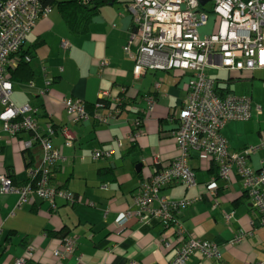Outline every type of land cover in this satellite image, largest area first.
<instances>
[{
    "label": "crops",
    "instance_id": "obj_1",
    "mask_svg": "<svg viewBox=\"0 0 264 264\" xmlns=\"http://www.w3.org/2000/svg\"><path fill=\"white\" fill-rule=\"evenodd\" d=\"M128 7L105 6L83 35L73 34L58 9H52L38 21L23 46L22 52L32 61L28 67L17 69L11 101L16 107L30 105L37 110L41 137L62 155L53 169V185L73 193L77 201L69 204L58 200L53 209L32 197L18 207V195H1L0 264L21 259L26 264H168L191 238L217 244L221 258L208 260L196 253L185 264L264 261V226L246 195L243 180L233 173L230 184H226L219 178L216 164L198 151H192L190 157L197 186L187 189L182 183H174L161 192L173 202L199 198L177 214L186 231L184 236H177L174 227L162 223L143 224L136 216L123 228L117 225L127 211H136L134 198L153 168H166L178 157L172 137L177 123L169 117L186 99L190 79L189 73L181 71H149L135 79V62L125 55L132 29ZM64 43L68 49L63 48ZM102 62L108 66L101 68ZM222 72L228 73L232 95L252 100L251 120L230 122L223 129L229 151L236 153L264 138V70L253 74ZM33 81L36 90L28 86ZM159 82L157 90L155 84ZM125 93L133 107H124L104 125L94 119L73 124L64 106L67 99L96 105L103 94V100L114 105ZM148 95L156 105L145 117L136 147L131 150L132 123L139 115L137 110L141 114L147 110ZM102 115H109V111L102 108ZM63 127L76 135L74 145L66 144ZM31 139L30 132L10 136L0 123V176L11 175L20 186L29 181L31 170L42 161L41 147L34 146L35 165L28 166L32 151L25 149V143ZM96 150L115 153L105 161H93ZM263 164L264 151L249 160L254 172ZM138 165L142 166L140 172ZM227 214L233 215L230 222L225 219ZM241 231L248 233L246 240L231 245ZM67 237L77 241L76 249L64 259H56L53 250Z\"/></svg>",
    "mask_w": 264,
    "mask_h": 264
},
{
    "label": "built area",
    "instance_id": "obj_2",
    "mask_svg": "<svg viewBox=\"0 0 264 264\" xmlns=\"http://www.w3.org/2000/svg\"><path fill=\"white\" fill-rule=\"evenodd\" d=\"M209 3L212 4L211 12L206 10ZM206 6L201 4V0H131L129 4L133 31L125 54L135 62V79H141L149 71H181L189 73L190 79L186 99L177 112L174 111L169 117L177 123L172 137L179 155L170 166L159 169L160 166L156 165L153 168L152 175L143 181L134 198L136 211H127L118 222L121 228L136 216L143 224L162 223L174 227L177 236L185 235L186 231L178 221L177 214L195 204L199 198L173 202L161 192L174 183H182L187 189L197 186L196 175L190 166L192 151L203 153L208 161L218 165V176L226 184H230L233 173L243 180L247 196L259 213L260 225L264 226V168L254 172L248 165L251 156L264 151V138L258 145L249 146L241 153H231L222 133L230 122L251 120L252 100L249 97L220 94L216 91V80L207 75L209 70L241 74L264 70V0H208ZM49 12L41 13L38 0H0V123L10 136L21 132L33 133L35 136L25 143V149L29 151L41 138L37 110L30 105L16 107L13 104V83L8 68L15 67L12 56L24 46L37 21ZM210 13L217 17V30L202 38L199 28L208 24ZM63 48L68 49V43H64ZM25 60L31 61L30 57ZM106 66L107 62L100 64L101 68ZM160 86V83H156L155 89L159 90ZM104 96L106 94L101 99ZM123 100L121 98L115 104L121 105ZM146 100L148 108L142 113L144 119L156 105L154 98ZM64 106L73 124L94 119L104 125L113 117L111 112L109 115L97 112L91 115L85 104L71 99L65 100ZM97 107H102V104ZM119 112L120 109L116 115ZM132 127L129 139L133 142L142 129L141 120H133ZM61 130L66 144L74 145L76 135L68 127ZM48 133L51 136L54 134L52 129ZM39 146L42 149V161L30 172V179L36 182L14 185L8 175L0 176V196L18 195V207H22L32 197L49 203L53 209H56L58 200L76 203L77 198L73 193L58 188L50 180V167L62 160L60 151L54 149L45 138L39 140ZM114 153L112 150H96L92 159L105 161ZM211 194L214 196L215 192ZM217 206L214 203L213 207ZM232 216L225 215L226 221L230 222ZM247 236L248 233L241 231L230 244L240 245ZM76 245L74 238H64L54 248L53 256L64 259L73 254ZM166 247L170 248L171 244H166ZM196 253L208 260L221 258L217 244L191 238L168 264H185ZM13 264H26V260H17ZM258 264H264V261Z\"/></svg>",
    "mask_w": 264,
    "mask_h": 264
},
{
    "label": "trees",
    "instance_id": "obj_3",
    "mask_svg": "<svg viewBox=\"0 0 264 264\" xmlns=\"http://www.w3.org/2000/svg\"><path fill=\"white\" fill-rule=\"evenodd\" d=\"M38 1L40 4V7H41V13H43V14L46 13V11H51L52 9H55V8L58 9V11L62 15L65 23L67 24L68 28L75 35L86 34L88 32L89 27L92 24L94 18L99 14L101 9L104 8L105 6L125 5V4H130V2H131V0H38ZM38 21H37V23H38ZM132 27H133V19H132ZM131 31H133V28L131 29ZM131 31H130V33H131ZM22 49H23V47L20 48L19 51H17V53L12 56V59L15 60V62H16L15 67H9L8 68L9 77H10V80L12 83L15 81L17 69H19L20 67H28V65L32 61L31 58H30L31 59L30 62H27L25 60L26 57H30V56H28L27 53L22 52ZM38 79H41V78H38ZM38 79H37V83H40V81ZM216 82H217V87H216L217 92H219L220 94H222L224 96L231 94L230 93L231 90H230V85H229L230 81L229 80L223 81V80L217 79ZM221 82L222 83L227 82V84H222ZM31 84H32V87L30 86ZM35 84H36L35 81H33V82L28 83V86L31 89L36 90L37 85H35ZM13 90H14V86H13ZM39 91H41V89H39ZM125 96L126 95L124 94V96H123L124 102L121 105H115V104L112 105V103L110 101L101 99V100H99L98 104H102V107H97L98 104L86 105L87 111L91 115L95 114L96 112L102 114V108H104V109L108 110L109 112H111L112 116H114V115H116V112L118 109H120V111H122L124 109V107H127V108H128V106L133 107L134 103L131 101V99H129L128 97H125ZM151 97L152 96L148 95L146 97V99L151 98ZM0 108H1V106H0ZM0 111H1V109H0ZM137 114H139V115L136 116V118H139V120H141V127H143V125H144V120H143L144 118L143 117L144 116L139 111H137ZM36 118H37V116H36ZM37 120H38V118H37ZM222 133H223V131H222ZM31 134H32V137L35 136L33 133H31ZM42 137L38 138L36 140V143L34 146L39 145V140L44 139V137L43 138ZM135 147H136V141H133L131 143V150H133ZM247 147H249V146H247ZM247 147H245L242 151L236 152V153L243 152ZM30 151H32V152H29V154H28L29 157H27L28 161H29L28 166L35 165L34 164L35 163V153L33 152V150H30ZM260 152H262V151H260ZM257 154H255V155H257ZM250 158L248 159V165H249ZM56 165L57 164H53L50 167L51 171H50L49 175H50V180H51L52 184H53V182H52L53 169L56 167ZM36 167H37V165H36ZM215 167L218 168V175H219V166L216 165ZM158 168L160 169L162 167H158ZM262 168H264V164H263ZM9 177L13 181L14 185H18L13 180L11 175H9ZM30 181H32V183L36 182L35 180L33 181L32 179H29L28 182H30ZM57 187L60 188L59 186H57ZM246 195H247V193H246Z\"/></svg>",
    "mask_w": 264,
    "mask_h": 264
},
{
    "label": "rangeland",
    "instance_id": "obj_4",
    "mask_svg": "<svg viewBox=\"0 0 264 264\" xmlns=\"http://www.w3.org/2000/svg\"><path fill=\"white\" fill-rule=\"evenodd\" d=\"M206 10L208 12H211L212 11V4L209 3L207 6H206ZM217 20V17L215 14H212L210 13L209 14V21H208V24L206 26H203V27H200L199 28V34L202 38H205L206 36H210L212 34H214L217 30V26H218V22L216 21ZM126 55V54H125ZM207 75L209 77H213L215 79H220V80H227L228 79V73L226 72H222V71H207ZM150 77H152L150 75ZM160 81V80H159ZM62 131V130H61Z\"/></svg>",
    "mask_w": 264,
    "mask_h": 264
},
{
    "label": "water",
    "instance_id": "obj_5",
    "mask_svg": "<svg viewBox=\"0 0 264 264\" xmlns=\"http://www.w3.org/2000/svg\"><path fill=\"white\" fill-rule=\"evenodd\" d=\"M207 2H208V0H201V4L203 6H206ZM141 169H142V166L141 165H138L137 168H136L137 172H140Z\"/></svg>",
    "mask_w": 264,
    "mask_h": 264
}]
</instances>
